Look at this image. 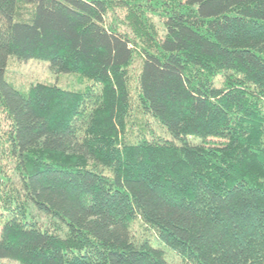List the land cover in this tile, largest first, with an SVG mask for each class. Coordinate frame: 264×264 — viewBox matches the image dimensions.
Masks as SVG:
<instances>
[{"label": "trees", "instance_id": "trees-1", "mask_svg": "<svg viewBox=\"0 0 264 264\" xmlns=\"http://www.w3.org/2000/svg\"><path fill=\"white\" fill-rule=\"evenodd\" d=\"M0 113V262L264 264V0H0Z\"/></svg>", "mask_w": 264, "mask_h": 264}, {"label": "rangeland", "instance_id": "rangeland-1", "mask_svg": "<svg viewBox=\"0 0 264 264\" xmlns=\"http://www.w3.org/2000/svg\"><path fill=\"white\" fill-rule=\"evenodd\" d=\"M113 15V16H111ZM125 16V13L121 10H116L114 12H111V14L108 17V22L115 21L118 23V26H121V29L128 30L129 28L122 24V20ZM151 21L155 25L156 29L159 31V35H163L162 32V19L158 16H151ZM129 31V30H128ZM138 61L135 59L130 67V73L132 75V88H133V95H136V77H137V71H138ZM6 78L7 81L13 85L16 89L19 91H24L30 84L34 83H46V84H53L57 85L64 89L69 90H82L85 87H87L91 82L79 75L70 73V74H59L54 72L49 64L44 61H40L37 59H31L28 61H22L15 57H9L7 62V68H6ZM137 99H132V121L137 124V126L140 123L144 122V118L141 117V115H138V106H137ZM138 118H134L137 117ZM134 118V119H133ZM153 123V127L155 130L156 135L160 136H166L165 132L160 128V126L151 120ZM79 127L83 124H81L78 120ZM8 122L6 120V117L4 114L0 113V129L1 132L6 133V131L9 129ZM152 127V128H153ZM0 152V162L1 167L4 171H7L9 175L12 176V178H15L14 173V165H12L11 162H7L3 160L4 158L1 157ZM2 168L0 170H2ZM31 214L40 220L42 223H46L47 219L41 214H38L34 209H31ZM130 233L134 234V236L140 237L144 233V227L141 223V221H135V223L131 224L130 227ZM165 254L166 260L170 264H180L179 257L172 252L171 250L164 248L163 246L159 245ZM0 264H16L14 262L9 261H1Z\"/></svg>", "mask_w": 264, "mask_h": 264}]
</instances>
